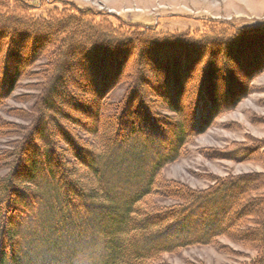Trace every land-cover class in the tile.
Masks as SVG:
<instances>
[{"label": "trees", "instance_id": "1", "mask_svg": "<svg viewBox=\"0 0 264 264\" xmlns=\"http://www.w3.org/2000/svg\"><path fill=\"white\" fill-rule=\"evenodd\" d=\"M2 1L0 112L24 75L39 80L40 95L30 118L20 117L28 125L13 130L16 139L0 150V264H36L34 256L24 262V254L50 248L52 241L66 246L46 251H58L49 264H66L59 257L71 261L88 229L100 244L92 264H160L163 255L216 245L220 238L255 253L242 264H264V172L218 178L203 190L160 176L190 139L249 94V79L264 70V59L253 63L244 50L261 43L264 26L155 34L115 29L90 11L34 18L23 0ZM235 58L242 69L230 93L238 72L228 64L235 67ZM39 60L43 64L28 71ZM138 84L160 105L143 103ZM85 106L87 124L69 114H82ZM172 130L177 135L159 152ZM262 148L238 145L213 156L256 161ZM117 193L124 195L120 202Z\"/></svg>", "mask_w": 264, "mask_h": 264}, {"label": "rangeland", "instance_id": "2", "mask_svg": "<svg viewBox=\"0 0 264 264\" xmlns=\"http://www.w3.org/2000/svg\"><path fill=\"white\" fill-rule=\"evenodd\" d=\"M7 1L4 0L2 2ZM23 1L30 5V14L34 18H46L54 11H70L72 9L75 11H90L105 16L103 20L98 21H107L115 29L136 27L155 34L179 35L192 32L206 34L208 31L218 30L220 27L243 31L258 29L264 26V0ZM258 42H261V45L256 43L253 48L244 50V52L246 51L244 53L245 58L253 63L257 59H264V38ZM238 50L239 47L232 48L231 54L237 56L239 54ZM235 59V67L230 62L228 64L230 71L234 70L238 72L233 77L230 76L231 82L228 87L230 93L236 92L233 86L239 82L237 75H240V71L237 68L242 69L237 58ZM41 64H43V61L39 60L28 71H35ZM245 64L247 63L243 65L245 66ZM7 65L9 69L12 67L10 60L7 61ZM250 66L252 67L253 65L251 64ZM146 77L149 81L154 79L153 74H146ZM38 81L28 79L24 75V78L20 81L19 88L10 99L4 102V110L0 112V133L2 135V138H0V150L8 149V145H11L9 143H12L16 139L13 130H18L20 126L26 127L28 125V122L22 121L20 117L30 118L29 113H32V108L35 106L37 97L40 95L37 88L34 87L35 84H38ZM70 83L74 84L72 76L70 77ZM249 83V94L244 96L235 108L218 115L205 133L190 139L189 143L183 148L182 155L161 170L160 176L163 180L180 183L192 190H203L211 186L215 179L218 178L222 179L229 175L241 176L264 172V164L262 163L264 155L256 161L220 160L215 159L213 156L214 152L227 153L238 147V145L255 146V143L259 144V147H263L264 151V70L251 76ZM138 85L140 92L138 91L137 96H140L139 94L144 95L143 103L147 105H153V103L156 106L160 105L158 99L151 98L150 95L152 94L147 90L146 86ZM206 85L209 87V84ZM121 94H123L122 89L115 92V99L119 98ZM108 101L106 100V102ZM82 111V114L85 116H81L82 114L78 112H70L69 114L74 117L77 116L76 118L79 119L83 118L81 121H85V124H87L91 119L90 114L88 115L89 110L86 107ZM59 121L61 125L67 128L68 122H64L62 118H59ZM3 124L8 126H4ZM89 127H91V122ZM50 132L51 137L56 138L52 134L54 133L52 128ZM173 133L177 135L176 131L173 132L172 130L170 137L166 140L168 143L162 142L158 147L159 152H165V148L168 144H171L174 138ZM4 174L5 172H0V176ZM122 197L124 195L117 193L115 199L120 202ZM88 230L89 235L87 234L88 236L83 237L78 243L75 256L71 255L73 264H92L94 262V256L99 250L100 244L94 230ZM156 241L161 242L162 239ZM49 244L52 245L50 248L47 245H43V247H40L42 249L38 253L24 254V262H33L30 260L31 257L33 259L35 257L36 264H49V258L51 257L58 260V254H55L58 252L57 250L54 254L51 253L53 255L50 256L47 255V252L49 249H59L58 245L55 244L62 243L52 241ZM64 247L59 250L62 252L65 249ZM69 247L72 248L71 246ZM69 247L67 246L66 249H70ZM223 247H226L228 251H220V248ZM22 252L24 253V251ZM254 255L253 251L243 249L241 246L233 244L227 239L220 238L216 245L191 246L181 249L174 254L163 255L161 256L160 264H242L253 259ZM59 258L60 262L66 260V264H72L67 257L62 256Z\"/></svg>", "mask_w": 264, "mask_h": 264}]
</instances>
